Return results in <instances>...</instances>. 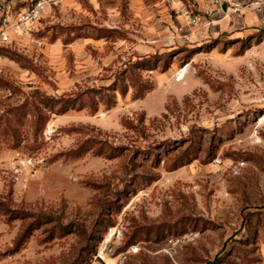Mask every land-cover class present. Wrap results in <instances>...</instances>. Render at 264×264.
I'll use <instances>...</instances> for the list:
<instances>
[{
    "label": "rangeland",
    "instance_id": "obj_1",
    "mask_svg": "<svg viewBox=\"0 0 264 264\" xmlns=\"http://www.w3.org/2000/svg\"><path fill=\"white\" fill-rule=\"evenodd\" d=\"M223 1L61 0L0 47V264H264V8Z\"/></svg>",
    "mask_w": 264,
    "mask_h": 264
},
{
    "label": "built area",
    "instance_id": "obj_2",
    "mask_svg": "<svg viewBox=\"0 0 264 264\" xmlns=\"http://www.w3.org/2000/svg\"><path fill=\"white\" fill-rule=\"evenodd\" d=\"M204 1V0H203ZM213 4L209 8L211 14L223 10V0H206ZM234 11L255 8L263 9L264 0H229ZM28 6L22 10L17 9V4L4 5L0 8V47L12 43V37L18 33L30 31L31 28L42 18L46 8L57 5L61 0H27ZM195 21V19H194ZM5 56L0 52V61ZM132 252H138V247H133Z\"/></svg>",
    "mask_w": 264,
    "mask_h": 264
},
{
    "label": "trees",
    "instance_id": "obj_3",
    "mask_svg": "<svg viewBox=\"0 0 264 264\" xmlns=\"http://www.w3.org/2000/svg\"><path fill=\"white\" fill-rule=\"evenodd\" d=\"M151 56H148V57H143V58H140L139 60H144V59H148L150 58ZM137 60V61H139ZM139 64L140 63H130V65H132V67L134 68H138L139 67ZM169 64H165V67L168 68ZM158 67L157 66H153L151 65V71L152 70H155L157 69ZM130 71V68L128 69V71L124 70L123 71V77L122 78H125V76L127 75V73ZM130 81V84L131 85H126L124 84L122 87H121V90H117L116 88L112 89V88H109V89H104V91H112L114 94L111 96L109 95H106L105 97V103L108 105V107H112L113 105H115L116 103V92H120L121 96H126L128 95L129 91H132L133 92V98L134 99H140L142 98L144 95H146L150 90H151V87H147L145 88L144 90H142L143 86H144V82H140V81H136V79L134 78H130L129 79ZM116 82V81H115ZM90 93V92H89ZM92 93V92H91ZM81 98H83V95H76L75 97H71L69 98L68 100H64V99H55V98H52V97H49L47 95H42V107L44 109H46L48 111V113L50 114H64L66 113L68 110L70 109H81L83 108V102L81 100ZM102 99H104L103 97H101ZM89 100V104L91 106L94 105V103L96 104V107H94L96 110L97 107H98V101H96V97H91V98H88ZM60 101V102H59ZM92 108V107H91ZM43 109V110H44ZM93 109V108H92ZM12 138L14 140H16L18 138V136L14 133L12 135ZM89 141H86L84 144L80 145L76 151H74L75 154H78L80 152H86L90 149V147H85L87 144H88ZM4 214V215H8L10 216L11 218H18V217H21L22 219H27L26 217V214L25 213H22L20 211H17V210H13L11 209L10 207H8V205L5 203V202H2L0 201V214ZM27 216L29 217V214H27ZM31 217H34V219L31 221L30 225L27 227L26 231L23 233L22 237H24L28 231L31 229V227L35 226V225H39L42 223V216H31Z\"/></svg>",
    "mask_w": 264,
    "mask_h": 264
},
{
    "label": "crops",
    "instance_id": "obj_4",
    "mask_svg": "<svg viewBox=\"0 0 264 264\" xmlns=\"http://www.w3.org/2000/svg\"><path fill=\"white\" fill-rule=\"evenodd\" d=\"M10 4H17V9L19 11L28 6L27 0H0V8Z\"/></svg>",
    "mask_w": 264,
    "mask_h": 264
}]
</instances>
